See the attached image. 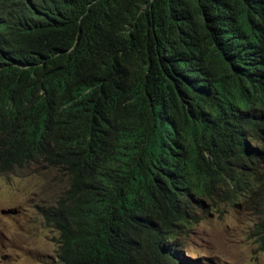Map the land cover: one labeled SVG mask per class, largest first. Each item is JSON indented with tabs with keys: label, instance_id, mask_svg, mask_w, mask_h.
Wrapping results in <instances>:
<instances>
[{
	"label": "trees",
	"instance_id": "obj_1",
	"mask_svg": "<svg viewBox=\"0 0 264 264\" xmlns=\"http://www.w3.org/2000/svg\"><path fill=\"white\" fill-rule=\"evenodd\" d=\"M31 164L59 264H189L236 201L264 253V0H0V176Z\"/></svg>",
	"mask_w": 264,
	"mask_h": 264
},
{
	"label": "rangeland",
	"instance_id": "obj_2",
	"mask_svg": "<svg viewBox=\"0 0 264 264\" xmlns=\"http://www.w3.org/2000/svg\"><path fill=\"white\" fill-rule=\"evenodd\" d=\"M65 176L31 164L0 176V264H59L58 234L46 227L38 207L53 204ZM208 203H205L207 209ZM198 211L199 220L178 237L189 264H264L252 233L256 211L248 202Z\"/></svg>",
	"mask_w": 264,
	"mask_h": 264
},
{
	"label": "clouds",
	"instance_id": "obj_3",
	"mask_svg": "<svg viewBox=\"0 0 264 264\" xmlns=\"http://www.w3.org/2000/svg\"><path fill=\"white\" fill-rule=\"evenodd\" d=\"M16 170V169H15ZM13 172V171H12ZM10 173V172H9ZM4 175V174H3Z\"/></svg>",
	"mask_w": 264,
	"mask_h": 264
}]
</instances>
